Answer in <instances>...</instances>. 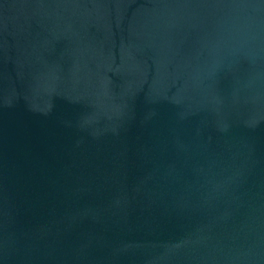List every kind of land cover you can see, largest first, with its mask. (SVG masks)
<instances>
[{"label": "water", "instance_id": "obj_1", "mask_svg": "<svg viewBox=\"0 0 264 264\" xmlns=\"http://www.w3.org/2000/svg\"><path fill=\"white\" fill-rule=\"evenodd\" d=\"M0 264H264V0H0Z\"/></svg>", "mask_w": 264, "mask_h": 264}]
</instances>
